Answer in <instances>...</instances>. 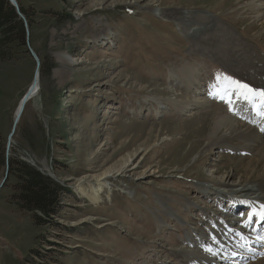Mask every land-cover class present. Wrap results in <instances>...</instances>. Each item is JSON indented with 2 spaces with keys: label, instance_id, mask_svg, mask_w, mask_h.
Segmentation results:
<instances>
[{
  "label": "rangeland",
  "instance_id": "1",
  "mask_svg": "<svg viewBox=\"0 0 264 264\" xmlns=\"http://www.w3.org/2000/svg\"><path fill=\"white\" fill-rule=\"evenodd\" d=\"M16 1L32 17L24 16L26 46L0 60V141L6 150L39 68L40 91L10 154L67 192L56 225L38 227L14 204L17 179L9 176L0 192V264H21L33 250L41 264H194L190 255H203L201 246L228 231L231 218L230 197L194 186L237 187L247 175L239 165L251 156L209 147V136L216 118L238 113L242 100L233 95L230 107L216 95L234 87L222 75L245 83L226 52L244 46L264 65V10L248 11L259 0ZM157 11L199 14L198 23L209 16L216 27L203 43ZM106 174L101 201L77 190ZM5 175L0 157V184Z\"/></svg>",
  "mask_w": 264,
  "mask_h": 264
},
{
  "label": "bare ground",
  "instance_id": "2",
  "mask_svg": "<svg viewBox=\"0 0 264 264\" xmlns=\"http://www.w3.org/2000/svg\"><path fill=\"white\" fill-rule=\"evenodd\" d=\"M258 2H260L258 5L259 8L251 5V7L248 6V11H256L258 9L261 11L264 10V0H259ZM155 13H157L158 17L170 18L175 22L179 21L180 24L183 25L182 29L184 28L183 33L186 37L192 40H200L203 43L205 42L204 36L208 35L213 28L216 27V19L212 17L210 18L209 16L205 17L206 20L204 22L198 23L195 20L199 17V14L194 15L190 13H174L168 11H157ZM108 32L109 31L105 30L102 35L107 37V39H110L111 36ZM214 35L215 34H213V37ZM244 48L246 47L243 46L239 49L227 51L224 60H226L227 64L230 62L233 64L237 63L235 69H237L238 75L244 79L245 84H248L254 89H264L263 62L259 58H255L254 54L249 53ZM191 75L192 72L188 74L186 79L188 83L187 86L190 85L189 87L196 85L195 79L190 81ZM39 91L40 86L35 90V94L30 100L37 96ZM257 100L255 107L253 105L251 106L250 102L241 100L237 106V109L239 110L238 113H232L234 115L229 117L227 112L223 117H217L215 120L216 132L209 136V147L217 145V147L230 148L234 153L245 154L246 157L248 155L251 156L247 163L242 161V164L239 165V167L246 171L247 175L242 176L239 179L237 187L231 186L227 182H222L221 185L218 184L219 187H215V185L210 188L194 186V189L200 192H208L210 194V191H214L220 196V198L223 196L230 197V201L236 202L234 205L236 204L237 207L239 204H249V208L247 209V214H243L245 207L238 208L237 213L233 216L235 218L231 219V221H229V219H224V225L228 227L229 232H224V229L220 226L222 228V234L219 238L213 237L211 242L206 244V246H201V249L205 251L203 255H198V253L190 255L189 260L194 264H264V244L263 249L261 250L251 248L252 246H261V244L256 245V243L258 241H264V235L261 239L258 233V230L263 227L262 224L264 223V220L261 221L262 219L259 215H254V213H259L264 210L262 209V206H264V134L261 133L263 132L261 129L264 128V117L259 115V99ZM174 103L177 105L176 102ZM197 103L201 104L202 107L207 105L203 104L201 101H195L190 105L195 107L198 105ZM188 107L190 109V106ZM18 110L14 121L16 130L23 115L22 114L19 117ZM222 132H224V135L220 137ZM213 149L214 148H212L211 151ZM211 151L206 153V155H210ZM246 157L244 160H246ZM106 177L109 179L110 175H104L102 177L103 182L100 181L95 184H89V186L80 185L77 190L90 201L99 202L102 199L103 188L106 185L104 180ZM241 200L242 202H240ZM188 203L191 204L190 202ZM255 219H257L260 225L258 228L255 227L252 232H249V228L252 226L253 220ZM237 224H241V228L235 229L234 227ZM209 249H211V251H209ZM235 258L238 261H234Z\"/></svg>",
  "mask_w": 264,
  "mask_h": 264
},
{
  "label": "trees",
  "instance_id": "3",
  "mask_svg": "<svg viewBox=\"0 0 264 264\" xmlns=\"http://www.w3.org/2000/svg\"><path fill=\"white\" fill-rule=\"evenodd\" d=\"M21 7L22 14L31 22L28 10ZM27 30L23 20L17 15L8 0H0V60L8 61L15 58L11 52L25 47ZM6 150L0 141V157L6 166ZM9 174L17 179L14 187L13 202L18 209L27 213L38 227L55 226L62 197L66 191L50 176L39 171L35 166L10 154ZM9 175V176H10ZM43 256L33 250L21 264H41L38 259Z\"/></svg>",
  "mask_w": 264,
  "mask_h": 264
},
{
  "label": "snow or ice",
  "instance_id": "4",
  "mask_svg": "<svg viewBox=\"0 0 264 264\" xmlns=\"http://www.w3.org/2000/svg\"><path fill=\"white\" fill-rule=\"evenodd\" d=\"M218 80L222 79L227 81L229 85L234 87H224L216 93L219 99L226 100L229 105L232 104L233 95L239 96L240 99L253 103V106H256V101L259 99V115L264 117V89H254L248 84L242 83L239 80H235L233 77L222 75L217 78ZM219 87V86H217ZM264 131V128L261 129ZM264 209V206H262ZM254 215H259L262 220H264V210L259 213H254ZM211 251V249H209Z\"/></svg>",
  "mask_w": 264,
  "mask_h": 264
},
{
  "label": "water",
  "instance_id": "5",
  "mask_svg": "<svg viewBox=\"0 0 264 264\" xmlns=\"http://www.w3.org/2000/svg\"><path fill=\"white\" fill-rule=\"evenodd\" d=\"M8 1L14 7L17 15L23 20V22H24V24H25V26L27 28L26 19H25L24 15L22 14L21 8L19 7L17 1L16 0H8ZM28 38H29V31L27 30V42H28ZM28 46H29V44H28ZM29 51L31 52V54L35 58V60L37 62V65L39 67V60L37 58V55H35V53L30 48V46H29ZM39 86H40V72H39V68H37V71H36L35 76H34V79H33V84L29 88V90L27 91V93L25 94V96H24V98H23V100H22V102L20 104V107H19V110H18L19 117L23 114L26 104L31 99V97L35 94V90H37V88H39ZM15 130H16V126H14L13 131L11 132V134L9 135V138H8V144H7V148H6V153H7L6 154V157H7V162H6V175H5V179L0 184V192L5 187V185L7 184V181L9 179V175H10L9 174V161H8V159L10 157V146H11V142H12V137L15 134ZM26 162H28V161H26ZM28 163L31 164V165H33V166H35L39 171H41L42 173H44L42 171V169H40L39 167H37L34 163H31V162H28ZM48 176H50L52 179H54L51 175L48 174Z\"/></svg>",
  "mask_w": 264,
  "mask_h": 264
}]
</instances>
